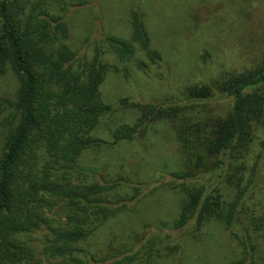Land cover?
<instances>
[{"label": "trees", "instance_id": "16d2710c", "mask_svg": "<svg viewBox=\"0 0 264 264\" xmlns=\"http://www.w3.org/2000/svg\"><path fill=\"white\" fill-rule=\"evenodd\" d=\"M68 1L0 0V78L15 80L11 93L0 94V264L171 263L181 250L175 235L190 228L196 238L214 222L237 242L226 264H264V208L255 201L261 179L264 192V157L252 166L247 157L257 124L264 123V61L184 86V104L122 97L120 107L134 119L106 126V140L98 128L118 110L104 101L100 85L107 73L126 69L110 62L100 44L88 55L69 43V8L83 0ZM228 1L194 0L193 10L210 14L220 4L224 11ZM129 19L130 41L101 40L121 61L134 55L137 43L145 59L136 58V66L146 71L160 56L143 11L133 9ZM218 97L231 99L223 113L208 108ZM157 121L174 127L177 155L169 162L170 180L157 177L147 191L172 190L174 208L125 240L113 235L94 242L111 220L136 213L129 202L145 197L148 181L138 167L126 173L118 164L117 170L91 166L86 154L138 140ZM53 211L64 220L55 222Z\"/></svg>", "mask_w": 264, "mask_h": 264}, {"label": "rangeland", "instance_id": "374dc122", "mask_svg": "<svg viewBox=\"0 0 264 264\" xmlns=\"http://www.w3.org/2000/svg\"><path fill=\"white\" fill-rule=\"evenodd\" d=\"M192 1L83 0L69 8V13L73 15L70 19L69 43L88 55L94 53L96 44H100L105 52H109L107 59L127 71L107 73L100 85L104 101L118 110L101 123L98 128L101 137L106 140L110 138L106 126L113 128L116 124L133 121V111L122 109L118 103L122 97L134 102L169 98L165 101L184 104L185 100L180 94L184 86L218 79L217 76L227 72H242L264 61V0H230V6L224 11L217 10L220 4H216L211 10L214 14L202 8L193 10L197 3L194 5ZM68 2L75 4L79 1ZM135 8L143 11L151 45L160 56L155 62H148L146 71L136 66V58L145 59L137 43L134 45V55L121 61L101 40L104 36L113 35L130 41L129 17ZM14 85L11 74L1 77L0 94L11 93ZM210 101L208 108L213 113L225 112L231 103V99L226 97ZM262 138L264 123L257 124L255 140L247 156L250 166L254 162L262 163ZM175 144L174 127L170 123L157 121L138 140L114 149L86 154L85 158L91 166L100 169L109 164L117 170L118 164L122 165L121 171L126 173L138 167L143 181H148L144 185L146 198L129 202L128 206L136 205V213L129 215L131 212H128V215L111 220L100 230L94 242L110 240L113 235H116L117 242L122 241L134 232L144 231L146 223L154 225L159 219L168 218L174 208L173 191L159 187L150 194L147 190L158 184V180L155 181L158 178L161 181L170 180L168 172L172 167H169V162H173L177 155ZM164 162H168V167ZM260 174L264 175L262 171ZM261 185L262 179L257 184L259 187L255 194L259 209L264 208ZM49 215L57 223L65 218L60 211L49 212ZM147 231L151 234L153 229L148 228ZM191 234V229L187 228L175 235L181 244L177 258L171 263L162 259L160 264H226L238 252L236 240L218 223L206 225L196 238Z\"/></svg>", "mask_w": 264, "mask_h": 264}]
</instances>
